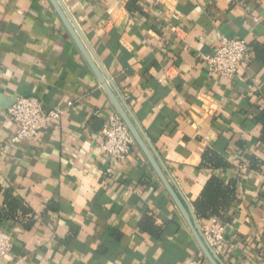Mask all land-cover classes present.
Here are the masks:
<instances>
[{
  "label": "crops",
  "instance_id": "obj_1",
  "mask_svg": "<svg viewBox=\"0 0 264 264\" xmlns=\"http://www.w3.org/2000/svg\"><path fill=\"white\" fill-rule=\"evenodd\" d=\"M63 1L200 226L213 219L195 209L208 179L235 181L223 263L264 264V0ZM220 35L249 45L232 80L203 59ZM20 95L62 114L9 144L16 126L0 107V209L12 195L31 210L0 220L11 236L1 264H210L139 145L116 166L101 149L116 110L49 0H0V97ZM209 149L229 165L204 167Z\"/></svg>",
  "mask_w": 264,
  "mask_h": 264
},
{
  "label": "built area",
  "instance_id": "obj_2",
  "mask_svg": "<svg viewBox=\"0 0 264 264\" xmlns=\"http://www.w3.org/2000/svg\"><path fill=\"white\" fill-rule=\"evenodd\" d=\"M248 42L240 37L220 35L213 52L203 55L208 74L220 75L232 80L240 68L248 63ZM72 103H70L71 105ZM62 114L60 108L47 111L42 100L34 95H20L7 109L6 118L16 126L9 144H17L25 139H37L41 130L53 125ZM136 140L117 112L110 114L100 132V146L113 165L123 163ZM6 144L0 142V151ZM264 177V174H263ZM207 243L219 254L222 251L225 225L217 218L201 226ZM10 234L0 230V264L11 249ZM186 264H207L205 259H191Z\"/></svg>",
  "mask_w": 264,
  "mask_h": 264
},
{
  "label": "water",
  "instance_id": "obj_3",
  "mask_svg": "<svg viewBox=\"0 0 264 264\" xmlns=\"http://www.w3.org/2000/svg\"><path fill=\"white\" fill-rule=\"evenodd\" d=\"M49 1L54 7L59 17L61 18L63 24L65 25L71 37L73 38L78 49L86 59L90 68L94 72L96 78L103 86L116 112L121 116V118L127 125L137 144L144 152L151 166L153 167L156 174L164 184L166 190L173 198L181 214L188 223L205 258L210 264H224L219 255L216 253V251L205 240V237L201 230V226L198 222L197 216L192 206L187 202V200L183 196L182 192L176 184L175 179L173 178L168 167L160 156L158 150L154 146L152 140L150 139L145 129L139 122L138 118L130 108L129 104L117 88L111 76L100 61L98 55L91 47L90 43L88 42L86 36L84 35L74 16L69 11L63 0ZM16 98H13L12 100H6L4 103H2V100L4 99H1L0 97V107L8 108L15 102Z\"/></svg>",
  "mask_w": 264,
  "mask_h": 264
},
{
  "label": "trees",
  "instance_id": "obj_4",
  "mask_svg": "<svg viewBox=\"0 0 264 264\" xmlns=\"http://www.w3.org/2000/svg\"><path fill=\"white\" fill-rule=\"evenodd\" d=\"M137 0H132L133 4ZM258 56L264 60V47H257ZM257 121L262 126L260 140L264 143V107L259 109ZM202 165L204 167H225L228 166L226 158L214 150H206L203 154ZM236 199V183L231 181L223 182L217 176H212L206 182L199 198L195 201V209L200 217L217 218L223 223L229 221L228 212ZM27 214L31 210L20 199L8 195L5 207L0 209V220L3 218L15 219L19 213ZM264 256V248L262 252Z\"/></svg>",
  "mask_w": 264,
  "mask_h": 264
}]
</instances>
